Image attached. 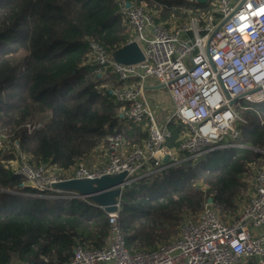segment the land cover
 <instances>
[{"label":"trees","instance_id":"obj_1","mask_svg":"<svg viewBox=\"0 0 264 264\" xmlns=\"http://www.w3.org/2000/svg\"><path fill=\"white\" fill-rule=\"evenodd\" d=\"M125 1L144 2L165 25L189 16L187 0ZM131 37L118 0H0V127L32 163L66 170L88 159L108 133H121L130 147L147 138L142 123L120 117L112 90L122 82L87 62L89 40L113 51ZM237 108L245 120L237 142L244 148L164 164L152 179L144 175L123 187L118 217L129 251L168 241L209 198L221 214H236L264 158V102ZM46 113L41 127L27 133L23 124ZM178 139L177 131L168 146L176 147ZM12 157L0 152V264H68L76 242L103 243L105 210L88 198H57L32 188L5 165Z\"/></svg>","mask_w":264,"mask_h":264},{"label":"built area","instance_id":"obj_2","mask_svg":"<svg viewBox=\"0 0 264 264\" xmlns=\"http://www.w3.org/2000/svg\"><path fill=\"white\" fill-rule=\"evenodd\" d=\"M187 2L189 16L165 25L155 21L144 2L127 6L125 0H118L122 21L132 33L128 42L135 40L143 51L144 59L138 63L116 62L112 51L88 41L87 62L109 69L122 82L112 90L121 105L122 120L145 124L147 138L141 144L130 147L121 133H108L95 148L104 149L105 163L90 166L91 161L81 159L64 170L32 163L18 141L0 130L1 155L13 156L5 165L27 185L50 191L52 197L86 198L53 184L121 172L130 183L132 177L153 175L164 164L196 158L209 150L244 148L237 142L240 129L235 121L245 120L236 107L264 102V0H205L206 11L197 5L199 0ZM150 85L165 87L172 100L173 113L164 125L156 122L146 97ZM37 118L25 122L27 133L41 127L44 120ZM172 122L184 126L176 147L167 144L173 138ZM253 176V191L238 201L235 216L221 214L207 199L195 219L188 216L181 221L177 236L150 250L126 248L118 197L117 210L107 212L109 226L103 243L87 247L76 242L68 264H264V158Z\"/></svg>","mask_w":264,"mask_h":264},{"label":"water","instance_id":"obj_3","mask_svg":"<svg viewBox=\"0 0 264 264\" xmlns=\"http://www.w3.org/2000/svg\"><path fill=\"white\" fill-rule=\"evenodd\" d=\"M199 1L204 2L205 0ZM129 4L126 2L127 6ZM224 21L217 25L214 32L221 27ZM214 32L210 34L209 39ZM112 57L116 62L123 64H135L144 59L143 51L135 40L113 50ZM125 175V172H121L96 178L70 179L57 182L53 184V187L62 190H75L79 195L90 199L95 205L110 213L117 210V198L121 197L123 187L129 183L128 180H125ZM208 201L212 202V199L209 198Z\"/></svg>","mask_w":264,"mask_h":264},{"label":"rangeland","instance_id":"obj_4","mask_svg":"<svg viewBox=\"0 0 264 264\" xmlns=\"http://www.w3.org/2000/svg\"><path fill=\"white\" fill-rule=\"evenodd\" d=\"M178 21H179V19H177L176 22H178ZM149 95H150V99H151V101H152L153 104H161V102H163L165 104L164 108L159 113H157V107H154L153 105L151 106L152 107V110L155 113L156 122L159 123V124H161V125H164L165 122H166V120L171 117V115L173 113V109H174L172 100L170 98V95H169V93H168V91H167V89L165 87H162V89L159 92H157V93L150 92ZM237 107H236L237 113H238L239 116H241L242 115V112H241L240 108H237ZM49 115H50L49 113L42 114L37 119L46 120V119L49 118ZM240 123H241L240 120H236L235 121V126H238ZM169 129L175 134L177 131L179 132V130L180 131L183 130L184 129V126L183 125H178L177 126V125L174 124V122H172V123L169 124ZM0 130L3 131L10 139L13 140L12 136L10 134L6 133L4 130H2L1 127H0ZM100 158H101V156H100ZM100 158L97 155H93V152H92L90 154V156L88 157V160L92 162L89 165L90 166L91 165H96L97 164V161H99ZM136 178L137 177H132L131 179L134 180ZM148 178L152 179L151 176H149ZM198 185L202 188V190H205L206 185L204 183H199ZM243 197H244L243 198L244 200L248 197L247 192L244 193ZM227 214L229 216H232V217L235 216V214H232V213H229V212H227ZM176 231H177L176 233L178 234V226L176 228ZM177 234L171 235L170 238H173V237L177 236ZM145 249L149 250L150 248L148 247V248H145ZM140 250H144V249H140Z\"/></svg>","mask_w":264,"mask_h":264},{"label":"crops","instance_id":"obj_5","mask_svg":"<svg viewBox=\"0 0 264 264\" xmlns=\"http://www.w3.org/2000/svg\"><path fill=\"white\" fill-rule=\"evenodd\" d=\"M162 89V87L161 86H159V85H150V86H148L147 87V89H146V94H148L146 97L148 98V102H149V104L152 106H154V107H157V113H159V112H161L162 111V109L164 108V106H165V104L163 103V102H161V104H153L152 103V101H151V99H150V95H149V93L150 92H153V93H157V92H159L160 90ZM168 91V90H167ZM124 121V120H123ZM159 124V123H158ZM161 125V124H160ZM142 127H143V129L146 131V126H145V124H142ZM147 132V131H146ZM174 134V133H173ZM175 135V134H174ZM93 152V155H97V156H99V158H100V156H101V158H100V160L99 161H97V164L96 165H99V164H103V163H105L106 162V155H105V152H104V149H95L94 151H92ZM181 157V156H180ZM181 158H183V157H181ZM249 187H248V190H247V194H248V197L251 195V193H252V191H253V183H254V176L252 175L251 176V178L249 179ZM247 197V198H248ZM246 198V199H247ZM245 199V200H246Z\"/></svg>","mask_w":264,"mask_h":264}]
</instances>
